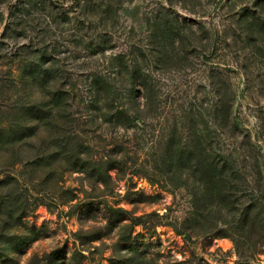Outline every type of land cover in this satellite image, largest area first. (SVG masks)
Wrapping results in <instances>:
<instances>
[{
	"label": "rangeland",
	"instance_id": "374dc122",
	"mask_svg": "<svg viewBox=\"0 0 264 264\" xmlns=\"http://www.w3.org/2000/svg\"><path fill=\"white\" fill-rule=\"evenodd\" d=\"M0 264H264V0H0Z\"/></svg>",
	"mask_w": 264,
	"mask_h": 264
}]
</instances>
